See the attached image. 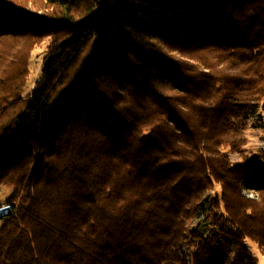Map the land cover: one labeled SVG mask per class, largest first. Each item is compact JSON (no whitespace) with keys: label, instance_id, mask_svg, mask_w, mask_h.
Listing matches in <instances>:
<instances>
[{"label":"trees","instance_id":"1","mask_svg":"<svg viewBox=\"0 0 264 264\" xmlns=\"http://www.w3.org/2000/svg\"><path fill=\"white\" fill-rule=\"evenodd\" d=\"M8 39L0 264H177L191 234L195 264L245 259L264 212L241 190L264 173H233L218 148L264 125V0H0ZM230 225L234 249L215 242Z\"/></svg>","mask_w":264,"mask_h":264},{"label":"rangeland","instance_id":"2","mask_svg":"<svg viewBox=\"0 0 264 264\" xmlns=\"http://www.w3.org/2000/svg\"><path fill=\"white\" fill-rule=\"evenodd\" d=\"M13 39H8L6 41L0 42V48L1 49H11L15 46H18L17 41ZM163 53H166L165 56L169 58H174L177 61H183L189 60L192 63H196L195 56H183L184 54H181L180 52H177L173 49H168L166 47L161 48ZM40 57L38 54L36 55L34 64H35V70L36 73H39L40 71ZM188 58V59H187ZM188 61V62H189ZM33 79V78H32ZM34 88V84L31 86V89ZM258 119H252L249 120L242 128H237L235 134V139L238 141L236 145H223L218 148L220 153L227 159L228 164L231 166V171L234 173V171H242L245 169H255L261 173H264V125H262ZM255 175H251V179H255ZM261 180V179H259ZM255 179L256 184H260V181ZM243 203L248 205V208L246 209L247 214L248 211L251 212L250 205L254 206V212L259 213V211L262 209L264 212V190L258 189V190H250L245 187L241 190ZM223 188L219 183H215L213 186V190L209 191L208 194L211 198H214L216 196H219V198L222 197ZM12 195V189L6 188V187H0V207L7 206V201ZM233 208V207H232ZM219 214L225 213V205L221 204V209L219 210ZM203 220V217L201 218H195L190 226L188 227L190 229H194L197 226H199L200 221ZM2 227V220H0V228ZM229 228L231 230H228V237H225V239H221L220 242H217V239L215 238V242L221 245V242H224L225 244H228L231 246V248H235V240H238L236 237L237 235V228L234 225H230ZM259 233L255 235L257 242L252 240L250 237L246 239V244L248 251L245 255V259L243 261H237V264H250V260L254 259V264H264V247H260L259 240L262 241V244H264V223L259 226ZM191 234V233H189ZM187 242H185L182 245V249L186 254H188V258L185 256H182L181 261L177 264H195L194 260H191V253L197 250L198 246L197 243L192 241V234L189 236ZM187 258V259H186Z\"/></svg>","mask_w":264,"mask_h":264},{"label":"water","instance_id":"3","mask_svg":"<svg viewBox=\"0 0 264 264\" xmlns=\"http://www.w3.org/2000/svg\"><path fill=\"white\" fill-rule=\"evenodd\" d=\"M12 216H14V210L11 205L0 207V220L4 221Z\"/></svg>","mask_w":264,"mask_h":264},{"label":"built area","instance_id":"4","mask_svg":"<svg viewBox=\"0 0 264 264\" xmlns=\"http://www.w3.org/2000/svg\"><path fill=\"white\" fill-rule=\"evenodd\" d=\"M229 230H231V228H229ZM236 241V240H235Z\"/></svg>","mask_w":264,"mask_h":264}]
</instances>
